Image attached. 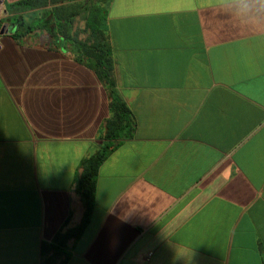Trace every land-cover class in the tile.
I'll return each instance as SVG.
<instances>
[{"label":"crops","instance_id":"crops-1","mask_svg":"<svg viewBox=\"0 0 264 264\" xmlns=\"http://www.w3.org/2000/svg\"><path fill=\"white\" fill-rule=\"evenodd\" d=\"M4 1L0 264H264V14L235 0H105L135 126L98 167L84 231L64 241L84 215L77 180L103 144L109 96L58 33L51 11L74 1ZM18 14L38 27L14 37ZM82 29L78 17L71 32Z\"/></svg>","mask_w":264,"mask_h":264},{"label":"trees","instance_id":"trees-1","mask_svg":"<svg viewBox=\"0 0 264 264\" xmlns=\"http://www.w3.org/2000/svg\"><path fill=\"white\" fill-rule=\"evenodd\" d=\"M55 1L58 0H50L49 2L54 3ZM70 1H74V3L62 9H53L51 13H54L55 18H57L58 33L70 45V50L75 59L92 70L107 90L110 116L104 124L102 146L95 154L85 158L81 163L83 170L77 180L76 191L84 204V215L76 227L67 230L62 235L59 234L64 241L76 238L84 231L94 203L98 167L122 141L132 137L135 126L131 111L125 104L120 102L115 89L113 78L114 58L104 28L107 18V9L104 6L105 0H99V3L96 0ZM47 2L48 0H21L12 7L17 12H25L34 7L46 6ZM78 17L84 21L83 37L81 38L77 33L71 32ZM9 21H12V24L16 27L14 37L24 35L26 32L38 27L37 24L26 23L25 18L19 14ZM19 29L24 32L18 33L17 30ZM59 235L56 237V241ZM51 250L56 252L57 248L52 244L42 243V255L49 253ZM53 258H45L42 264H53L55 261Z\"/></svg>","mask_w":264,"mask_h":264},{"label":"clouds","instance_id":"clouds-1","mask_svg":"<svg viewBox=\"0 0 264 264\" xmlns=\"http://www.w3.org/2000/svg\"><path fill=\"white\" fill-rule=\"evenodd\" d=\"M241 6L243 12H255L257 15L264 14V0H235Z\"/></svg>","mask_w":264,"mask_h":264},{"label":"built area","instance_id":"built-area-1","mask_svg":"<svg viewBox=\"0 0 264 264\" xmlns=\"http://www.w3.org/2000/svg\"><path fill=\"white\" fill-rule=\"evenodd\" d=\"M4 6H5V1L0 0V21L6 17V11Z\"/></svg>","mask_w":264,"mask_h":264}]
</instances>
